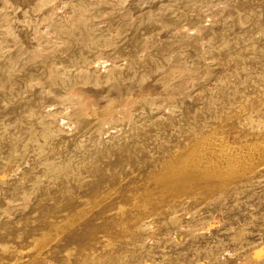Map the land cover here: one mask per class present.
<instances>
[{
  "label": "bare ground",
  "instance_id": "1",
  "mask_svg": "<svg viewBox=\"0 0 264 264\" xmlns=\"http://www.w3.org/2000/svg\"><path fill=\"white\" fill-rule=\"evenodd\" d=\"M94 1L95 0H77L76 7L84 10L83 12L86 15L90 9V4ZM126 1L128 0H123V3H125ZM142 1H144L143 4H145V2L148 3V1L152 3L153 8L152 7L151 8L154 9L153 14L155 18L154 25L158 28V30L160 29L161 32H167V33L172 32L173 34L174 33L179 34L184 31L189 32L190 29H186L184 27L178 26L177 23L182 20L189 21V22L196 21L202 14L201 13V9L203 8L202 6L203 5L205 6V3H209L212 0H184V1L182 0H142ZM59 2L60 0H0V10L4 11L5 20L8 21L9 24L11 25L10 31H12V29L14 31V28L16 30V27L19 26L23 30L25 29L27 34H30L31 36L32 35L31 33L33 31V27L31 24V19L33 18L32 17L33 7H36V8H41L42 6L52 7ZM229 4H232V2L231 3L229 2ZM145 8L146 7H144V9ZM109 9H110V6H109ZM140 10H141V7H140ZM145 10H142L141 13L143 11L145 12ZM214 10L216 9L214 8ZM259 10L262 14L261 19H259L260 18L259 17L258 19L254 18L255 20H253L252 18L253 21L248 20V19L246 20L245 18L240 20L239 25H241L242 27H244L243 25H245V23L250 21V28L248 27L247 29L243 31V33L238 34L239 36L233 33L229 35H224L223 33L219 32V34H217L214 38L216 40L215 43L212 41L214 43L212 44V46L213 45L217 46L220 43L227 44L234 37L236 38L237 36L246 45L240 47V50L235 53L236 56L234 54L235 57L231 56V54H229L230 56L220 55L217 57V59H219L220 63L223 66L221 67L224 68V70L222 71L220 70V67L218 66V69L221 72H223V74L219 76L218 86H223L225 84H228L229 82H231L232 79L235 81V83L232 85L231 88L227 89L228 95L225 93L226 96L224 98L218 97L217 99L212 101L209 105L205 104L201 106L204 100L201 97H198L199 95L195 93L197 91H195V88L193 89L191 87L193 86L191 84L195 83L194 78L197 77V75L200 73L202 68L205 66L204 57L209 56L207 54H210L212 51L208 50L207 46H209V44L205 46L207 47V50L202 49V48L201 50L198 46L192 43L193 40L191 41L189 40L190 41L189 43H185V42L183 43L181 41H180L181 43H179V42L172 41L174 43L169 44L165 50L162 49V50L154 52L150 60L147 61V63L148 62L149 63L147 64L146 68L143 69L144 75L145 73L147 74L146 75L147 82L152 80L153 77L159 76L160 74H162V76L160 77L161 80L168 79V82H165L167 85H165V88L159 93H154V89H155L154 87H148L146 90L142 88L136 91L128 85L129 83H131V81L128 84H126L125 81H118L122 78L121 76H125V77L127 75L131 76V74L133 75L134 73L137 72V70L141 66L142 54L140 53L144 49L143 50L135 49L134 50L135 52L132 53L130 57L128 58L127 63L125 64L124 68L120 69V66L123 67L124 63L118 64L116 62L117 68L111 70L112 73L106 77L100 76L99 69H98L99 67V68H102L103 70V67L106 66L105 65L106 63L104 64V62H100L99 60H94V61L90 60L91 58L88 60V62H85L86 60L84 61V59H82L84 66L79 67V68L76 67L79 69L78 73H80L81 71H85V74H86L88 70H92L96 74H94L93 72H92L93 74L90 73L91 71L87 72V73H90L88 77L85 76L88 80L87 84L84 83L85 85H81V87L75 86V89L72 88L71 90H68V91L65 90L66 98L65 97L63 98H65L66 100L64 101L69 102L67 103V105L75 106L72 109L76 108L77 110L75 112L76 118L73 117L74 120L71 121L73 124H75V129L73 131H71V122L68 120L69 122H65L66 124H64L61 118H57L58 115L57 117L54 116L55 110L52 109L51 106L46 103V100L42 98V96L40 97V95L37 96L35 94L36 96L32 97L31 100H28L29 101L28 104L24 105V107H22L18 113V116L23 118V121L18 130L22 134H24L28 128H32V130H34L33 133L31 132L33 134L32 139L36 140V139L41 138L40 141L41 140L44 141L43 145H40V142H38V140L36 141V143L37 142L39 143L37 145L43 146V151H41L42 152L41 155L44 154L45 156L44 157L40 156V159L45 158L47 155L46 160L47 161L50 160V163L52 162L51 164L54 163L57 168V171L55 170L56 173L54 174H53L54 171L48 173L49 176L45 175V177L46 176L47 177H46V183L44 185L42 184L36 185L34 183L35 184L34 187L33 185L27 184L28 185L27 187H23L21 189H18V188L9 189V184L14 178H10L11 181L10 180L7 181V179L11 177L9 176L10 175L9 173L13 172V175L16 176V174H14L16 173L14 172L15 167L13 165L12 166L14 168L11 167L8 163H5L6 165L3 164L4 166L1 167L0 169V264H75V262L71 261V258L74 255L75 256L77 255L79 257L78 264H118L116 262V259L122 253L126 252L127 249L130 247H128L127 249L125 248V249H120V250H117L116 248H114L115 242L118 239L116 226L119 222L123 220H127V217H131L132 223L136 224L139 230H142L144 233H150V231L152 233L153 231L152 226L158 221V219L163 214H165L164 213L165 208L169 204H172V203L174 204V202L177 203L180 199L185 197L188 192L191 193V197L194 194L195 196L198 195L202 199H205V200L217 193L218 194L222 193L232 198V197L237 196L241 192V189H243V186L245 187L251 186V185L256 184L259 179L261 178L264 179V136L261 135V137L263 138L258 137L259 134L264 130V65H262L263 64L262 59L264 56L263 55L264 54V36L262 35V37L257 38V36H259L258 35L259 33L257 32L256 34L252 32V28H253L255 30H260L261 33L263 32L264 34V16H263L264 7H260ZM134 12L137 13V11H134ZM231 12H235V10L234 11L230 10L229 14H231ZM17 13L18 14L20 13V15L25 20L23 24L18 23L22 21H18V19L21 17L17 18L18 16ZM136 13L134 14L136 15ZM255 13L254 15L253 14L251 15L256 17L258 14L255 15ZM216 14L218 13L216 12ZM81 16H83V14ZM133 16L134 15L132 14V17ZM148 17H150V15ZM152 18L153 17L149 18V20ZM212 18L213 17H211V19ZM89 20L86 17V19L83 22H81L80 26L88 30L90 27ZM210 23L208 24L210 25ZM208 24H205V26ZM223 25H226V24H224L223 22ZM223 28H221L220 30L223 31ZM240 28L241 27H239V29ZM208 29L209 28L207 26V30ZM204 31H199V32H204ZM188 34H191V35L193 34V36H195L194 34H198V33H193L191 31ZM212 35H213V32H212ZM159 36H162V35L159 34ZM148 38H149V33L143 32L141 33V35L138 34L137 36H135L133 41L136 45L143 46V45H146V41ZM194 39L196 38L194 37ZM10 41L12 42V40ZM197 41L198 39L195 42L197 43ZM32 44L34 43H31V45ZM97 45H98L97 41L93 43L92 46L94 50L96 49ZM222 45H225V44H222ZM222 45L220 47H224ZM236 45L238 44L236 43ZM157 48L158 46L156 47V50ZM32 49H33V46H32ZM220 52H223V51H220ZM217 55L219 54L217 53ZM261 55H263L262 59H257V57ZM106 58L108 60V57ZM121 62L123 61L121 60ZM154 63H156L158 67L157 69L155 67L156 71H154L153 73L151 72L152 70L150 71V69ZM5 67H6V63L3 62V58L0 55V68L5 69ZM92 67L93 69H91ZM215 67L216 66H214L213 69H215ZM106 70L107 69H105L104 72H106ZM252 71H255L256 73L254 74L252 73ZM138 72L140 74V71ZM101 73H103V71ZM52 74L50 73V75ZM208 74H211V73L208 72ZM93 75H95L96 77V78L94 77L95 80L93 78ZM212 75H213V72H212ZM67 76H70V75H67ZM214 76H218V75L214 73ZM46 77L50 78V76H46ZM213 77L208 76V81L210 78H213ZM106 79L108 81H106ZM134 79L132 78V80ZM202 80L203 79H201V81ZM178 81L182 83L181 86L176 84V82ZM32 82H34V80H31L29 83L31 84ZM40 82H43V81H39V83L37 81L36 83L37 86H39L38 84H40ZM54 83L56 84V82ZM199 83H202V82L197 81V83H195L194 84L195 86L193 87H196L198 89L200 85L197 86V84ZM138 84H135V85L137 86ZM31 85L33 86L34 84L32 83ZM50 86L51 85H49V87ZM183 86H186V87H183ZM27 87H30V86L29 85L27 86L26 84L22 85L24 92L28 91L29 88ZM204 88L208 89L210 87H204ZM211 89H208V90L211 91ZM47 90L48 89H46L45 91L47 92ZM54 91H55V94H57L59 92V89H57L56 87V90ZM0 92L2 94H10L9 81H4V83H0ZM186 92L187 94H185ZM212 92L213 91H211V93ZM200 94L202 95L201 92ZM144 95L154 96L155 104L152 107H143L142 105L143 103L140 100H141V97H144ZM160 96L167 97L166 99L168 100V102L171 99H174L175 97H176L175 99H177V96H180V99L184 98L187 100L188 99L192 100V105L182 106L178 110H174L170 108L168 104H166L165 106L158 105L157 101L158 99H160ZM60 97L62 99V96ZM215 98H216V95H215ZM50 99L51 98L49 97V100ZM51 100L54 101V99H51ZM56 101H55V104H56ZM144 101H148V100L146 99ZM65 102H63V104ZM59 107H60L59 109L61 110L64 108V106L63 108L61 106ZM53 108L56 109L55 106ZM69 108L71 107L67 106L66 109H69ZM66 112L68 113V111ZM56 114H59V113H56ZM36 116H38L39 122L37 120L35 121L33 120V117H36ZM64 116H65L64 119H66L67 118L66 115ZM19 119L21 120V118ZM160 119L161 120L163 119V122L159 123V121H161ZM16 122L18 121L16 120ZM156 124H159V126L155 128L154 130H151V127L155 126ZM96 126H98L99 128H97ZM116 126H119V128L116 129ZM43 127H44V130H43L44 132L41 131ZM95 127H96L95 130L97 129L99 130L100 128H102L100 132L98 131L99 134L94 133L93 128ZM15 129L17 130L16 127ZM4 130H5V127H4ZM28 131L30 132V129ZM31 133H29V135ZM6 134L7 132L5 131L1 133L0 140L4 139V136ZM21 139L19 137L18 140H21ZM32 141L34 142V140H31L30 142ZM13 142L14 140L12 141V143ZM15 142H17V140H15ZM20 142L21 141H19V143ZM19 143H16V144H19ZM25 143L27 144V142ZM32 143H30V145ZM25 147H22V148H25ZM34 150L37 151V148H35ZM39 152H38V155H39ZM24 155L26 156L25 153ZM28 155L30 156V154ZM28 155L25 158H28ZM31 156L33 157V155ZM37 157L33 159L35 160L34 162H36V160L38 159ZM7 158H8V155H7ZM21 160L22 159H20V161ZM41 161L42 160H40V162ZM32 162L33 161H31V164ZM50 163L49 165H51ZM41 164L44 165L43 163H40V165ZM46 164H48V162H46L45 165ZM34 165L36 167V163ZM43 167L44 166H42V169ZM33 168L34 167H32L31 170H33ZM39 168L37 169L39 170ZM44 168H46V166ZM46 169H47L46 172H48V169H49L48 166ZM54 169L55 168H52L51 170H54ZM33 171H31V173ZM33 176H34V173H33ZM40 179H43V178L41 177ZM21 180L22 179H17V182H20L22 184ZM35 181L38 182L39 180L38 181L35 180ZM42 181L43 180H41V182ZM218 202H220V200ZM194 203L196 204V202H193V203L190 202L189 207L191 204L194 205ZM181 205H183V203ZM22 206L23 207L31 206L35 210V215H33L34 216L33 222H35V224L32 223V221H29V222H26L25 224L23 223L21 226L18 221L15 222L16 220L12 218L13 211L17 209L18 207H22ZM175 209H173L172 211H174ZM169 210H171V208ZM192 212L194 213V211ZM184 213L186 214V212ZM193 213L191 214L193 215ZM171 214L173 213L171 212ZM186 215H185V219H188V217H190L189 216L190 214L187 215V218H186ZM196 215L194 216L196 217ZM198 218L200 217L197 216V219ZM154 219H157V221ZM189 219H191V217ZM161 220L163 221L162 217H161ZM188 221H191V220H188ZM209 222H213V219H211V221L209 220ZM19 225L22 227V229L20 228ZM209 225L210 223L208 224V227H210ZM200 227L202 228L203 226H200ZM174 230L173 232L169 231V234L171 233L170 239L179 240L177 233H175L176 231L174 232ZM196 230H198V232L203 231V230L199 231V228L195 229V232ZM206 231H207L206 235H208V229ZM241 233L244 234L245 232L244 233L240 232V237H241ZM249 233L251 234V232ZM254 234H257V233L255 232ZM135 235L137 236V234ZM198 235L199 237H202L200 236L199 233ZM258 235H260V233ZM244 236L245 235H243V237ZM190 237L193 238V236H190ZM159 238L160 237H158V239ZM240 239H243V238H239V240ZM233 240L235 239L233 238ZM240 241H237V243ZM145 242L146 244H149L147 243V241ZM175 242L176 244H178L177 241ZM142 247H143V244H142ZM142 247H140L137 250H140ZM221 253H222L221 255L225 257L228 256L227 254H224L225 252H223L222 250H221ZM48 254L49 256L51 255V258L53 261H49L48 258H46ZM164 256L165 255H160V258H163ZM225 257L223 258L224 260H225ZM233 257L235 258V256ZM157 258L159 257H156V259ZM219 258L217 257V259ZM214 259H216V257H214L213 261H211V263L209 264H219L218 260L216 259L217 261H215ZM191 260L187 262L185 261L181 262L180 264H190L192 262ZM261 261H264V247H259L255 249L253 252H251V254H248V256L246 257V261L244 262L246 264H258ZM230 262H228V264ZM225 263L227 262L225 261ZM195 264H208V263L206 260L203 259V260H200V262L195 263Z\"/></svg>",
  "mask_w": 264,
  "mask_h": 264
},
{
  "label": "rangeland",
  "instance_id": "2",
  "mask_svg": "<svg viewBox=\"0 0 264 264\" xmlns=\"http://www.w3.org/2000/svg\"><path fill=\"white\" fill-rule=\"evenodd\" d=\"M76 1L77 0H68V1L67 0H60V2H59L60 4L57 3L56 5H54L52 7H49V6H42L41 8L33 7V12H32V17L33 18L31 19V24H32V27H33V31L31 33L32 37L30 36V34H27L25 29L23 30L19 26H17L18 28L16 27V30L14 28L15 32L13 31V29H12V31H10L11 25L9 24L8 21L5 20L4 11L0 10V18H1L0 19V55L3 58V62L6 63L5 69L0 68V83H4V81H9V84H10V94H2L0 92V124L3 122L2 124L4 125V126L2 124L0 125V134L3 133L4 131L7 132V134L4 136V139H1L2 142L0 140V156H1L0 157V169H1V167L4 166L3 164H5V163H8L11 167H13V166L15 167L14 172H16V173H14V174H16V176L13 175V172H12V173H9L10 174L9 176H11V177H9V178L7 177L8 178L7 181L10 180V178H14L12 181L10 180L11 183L9 184V189H17V188L21 189L23 187H27L28 186L27 184L33 185V187L35 186V184L36 185H38V184L44 185L46 183V177L49 176L48 173L53 172V171H54L53 174L56 173L55 170L57 171V168H56L54 163L53 164H51L52 162L50 163V160H48V161L46 160L47 155H46L45 158L40 159V156L44 157L45 155L44 154L41 155V153H42L41 151H43V146H39L37 144H39L38 142H40V145H43L44 141L41 140V141H43V142H41L40 141L41 138L40 139H36V140L32 139V137H33L32 133L34 131V130H32V128H28L24 134H22L18 130L20 128V125H21L22 121H23V118L19 117L18 113H19L20 109L22 107H24V105L28 104V102H29L28 100H31L32 97H34L36 95L37 96L40 95V97L42 96V98H44L46 100V103L48 105H50L52 109L55 110V111L53 110L55 112L54 116L57 117V115H58L57 118H61V120H62V122L64 124H66L65 122H69V121L71 122L72 120H74L73 117H75V112L77 110H76V108L72 109L75 106L67 105V103H69V102H65L64 101V100H66L65 99L66 98L65 92L68 91V90H71L72 88L75 89V86L76 87H81V85L87 84L88 80H87L86 77H88L90 75V73H92V72L94 74H96L92 70H88L87 72H90V71L91 72L90 73L86 72V74H85V71H81L80 73H78L79 72L78 68L84 66V63L82 62L83 61L82 59H84V61L86 60L85 62H88V60L91 58L90 60H93V61L94 60H99L100 62H104V64L106 63L105 64L106 66L103 67V70H102V68L98 67L100 76L106 77V76H109L112 73L111 70L117 68V63L118 64L119 63H124L123 67L120 66V69L124 68L125 64L127 63L128 58L130 57V55L132 53L135 52L134 51L135 49L136 50L137 49L138 50L139 49L140 50L144 49L142 52H144L145 54L142 53V52L140 53V54H142L141 66L139 68L140 70L139 69L137 70V72H136L137 74L134 73L133 75L132 74H131V76L127 75L126 77L125 76H121L122 78L120 80H118V81H125L126 84H128L131 81V83H129L128 85L131 88H133L134 90H136V91L138 89H142V88L144 90H146L148 87H154L155 88L154 89V93H159L165 88V85H167L165 82H168V79L161 80L160 77L162 76V74H160L159 76L153 77L152 80L147 82V80H146V75L147 74L145 73V75H144V71H143V69H145L147 64L149 63V62L147 63V61L150 60V58H151V56L153 55L154 52L162 50V49L165 50L166 47L169 44H172L174 42L189 43L191 40H193L192 43L195 44L196 46H198L200 49L202 48V49L207 50V47H208V50L212 51L210 54H207L209 56L206 55L207 57H204L205 66L202 68V70L197 75V77L194 78V82L195 83H197V81L202 82V83L197 84V86L200 85V87L197 89L196 87H193V86H195L194 85L195 83L191 84V85H193L191 87L193 89L195 88V91H197L195 93H197L199 95L198 97H201L204 100V102H202L201 106H203L205 104L209 105L212 101H214L218 97L219 98H221V97L224 98L226 96L225 93L228 95L227 89L231 88L232 85L235 83V81L232 79L231 82H229L228 84H225L223 86H218L219 76L223 74V72H221L220 70L223 71L224 68H222L223 66L220 63L219 59H217V57L220 56V55L221 56L222 55L223 56L224 55L230 56L229 54H231V56H234V54L240 50V47L246 45L237 36H239L238 34L243 33V31L245 29H247L248 27L250 28V21L245 23V25H243L244 27H242L241 25H239L240 24V20L244 19V18L246 20L247 19L248 20H252V18H253V20H255L256 18L258 19L259 17H260L259 19H261L262 14H261L259 8L260 7H264V3H263L264 1H262V0H261L262 2L260 0H258V1L257 0H249V1L248 0H244V1L243 0H220L221 2L218 1V0H212L213 2L210 1L209 2L210 4L209 3H205V6L204 5L202 6L203 7L201 9L202 17L200 15V17L196 21L189 22V21L182 20V21H179L177 23L178 26L184 27L186 29H190L189 32L192 31L193 33H198V34H194L195 36H193V34L192 35L188 34L189 33L188 31H184V32L179 33V34L178 33L177 34L176 33L173 34L172 32L167 33V32H161L160 29L158 30V28L154 25V21H155L154 14H153V10L154 9H152L153 7H152V3L150 1H148L149 4L147 2H145V4H143L144 1H142V0H134V1L133 0H128L125 3H123V0H121V1L120 0H107V1L106 0H95L94 2H92L90 4V9H89V11H88V13L86 15L83 12L84 10L79 9V8L76 7V4H77ZM182 1H184V0H182ZM255 1H257V2H255ZM115 2L117 4L119 2V4L117 5ZM229 2L230 3L232 2V4H229ZM109 3H110V5H109ZM112 3H114L116 5H114ZM227 4H228V6H227ZM138 5H139V7H138ZM148 5H150V6H148ZM229 5H230V7H229ZM109 6H110V9H109ZM118 6H119V8H118ZM225 6H226V8L228 7L227 10H226ZM140 7H141V10H140ZM144 7H146L145 8L146 10L144 9ZM252 7H254V8H252ZM52 8H54V9H52ZM133 8H134V10H133ZM214 8L216 10H214ZM50 9H52V10H50ZM123 9H125V10H123ZM128 9H129V11H128ZM149 9H151L152 11L149 10ZM256 9H258V10H256ZM132 10H133V12H132ZM142 10H145V12L143 11L141 13ZM204 10H206V11H204ZM230 10L231 11L235 10L236 13L235 12H231V14H229ZM134 11H137V13L134 12ZM223 11H225L226 13L223 12ZM227 11H228V13H227ZM216 12L218 14H216ZM89 13H91V14H89ZM134 13H136V15ZM209 13L211 14V16H210ZM254 13H255V15H257V14L258 15L260 14V15L259 16L257 15L256 17L252 16L251 14L254 15ZM82 14H83V16H81ZM132 14L134 15L133 17H132ZM148 14L150 15V17H148L149 16ZM18 17H21V18L18 19V21H22V22H18V23L19 24H23V22L25 20L20 15V13L18 14L17 18ZM86 17L88 18V20L90 19L89 20V26L90 27H89L88 30H86V29H84L83 27L80 26L81 22H83L86 19ZM151 17H153V18L149 20V18H151ZM211 17H213V18L211 19ZM204 18H205L206 21L204 20ZM215 19H217V20H215ZM233 19H234V21H233ZM59 20H61V21H59ZM223 22L226 25H223ZM208 23H210V25ZM234 23L238 27V29H239V27H241L239 29L240 32L238 31V29L234 25ZM194 24H196V25H194ZM205 24H208V25L205 26ZM202 25H203L204 29H203ZM197 26L200 27L201 29L198 28ZM207 26L209 28L208 30H207ZM223 26H224V28H223ZM212 28H214V29H212ZM221 28H223V31L220 30ZM193 29H194V31H193ZM226 29H227L228 33H227ZM137 30H138V32H137ZM145 30H147V31H145ZM196 30L197 31L198 30L199 31H204L205 30V31L204 32H199V31L197 32ZM208 31L209 32L211 31L210 34H209ZM259 31L260 30H255V29L252 28V32L253 33H256V34H257V32L259 33L258 34L259 36H257V38L258 37H262V35L264 36L263 32L261 33V31L260 32ZM25 32H26V34H25ZM143 32L144 33L145 32L149 33V38L146 41V45H143V46L136 45L134 43V41H133L135 36H137L138 34L141 35V33H143ZM212 32H213V35H212ZM219 32L223 33L224 35H229V34L233 33V34H236L237 36H236V38L234 37L229 43H227L228 45L226 43H220L217 46L213 45L215 47L214 48L212 46V44L215 43L216 40L214 38H215V36L217 34H219ZM3 34H5V35H3ZM125 34H126V36H125ZM159 34L162 35V36H159ZM184 34H185V36H184ZM196 35H198L199 38ZM203 35H205V36H203ZM133 36H134V38H133ZM209 36H210V38H209ZM2 37H4V38H2ZM6 37H8V38H6ZM194 37L196 39H194ZM176 38H178V39H176ZM202 38H204V39H202ZM27 39H29V40H27ZM197 39H198V41L196 43L195 41ZM7 40H8V42H7ZM10 40H12V42ZM9 41H10V43H9ZM96 41H97L98 45H97L96 49L94 50L92 45ZM172 41H174V42H172ZM30 42L34 43V44L31 45ZM235 42L238 45H236ZM154 43H156V44H154ZM208 44H209V46H207ZM222 44H225L227 46V48H226L225 45H222ZM229 44H230L231 47L229 46ZM156 45L158 46L157 50H156V47H157ZM221 45L224 46V47H220ZM32 46H33V49H32ZM205 46H207V47H205ZM24 47H26V48H24ZM12 48H14V49H12ZM30 48H31V50H30ZM147 48H149L150 50L147 49ZM220 48H221V50H220ZM65 49H67V50H65ZM88 49H89L90 52L88 51ZM215 50H216V52H215ZM220 51H223V52H220ZM44 52H46V53H44ZM225 52H227V53H225ZM217 53L219 55H217ZM58 55H60V56H58ZM116 55H117V57H116ZM149 55H150V57H149ZM263 55L257 57V59H262ZM37 56H39V57H37ZM235 56H236V54H235ZM95 57L98 58V59H96ZM106 57H108V60L109 59L110 60L108 61ZM210 57H212V58H210ZM120 59L123 62H121ZM262 61H263L262 65H264V56H263ZM81 64H83V65H81ZM109 65H111V66H109ZM107 66H108V68H107ZM214 66H216L215 69H213ZM218 66L220 67V70L218 69ZM55 67H56V69H55ZM76 67H78V68H76ZM110 67H111V69H110ZM155 67H156V69L158 67V65L156 63H154L152 65L150 71L152 70L151 72L154 73V71H156ZM95 68H97V67H95ZM91 69H93V67ZM105 69H107L106 72H108V73L104 72ZM205 69H207V70H205ZM214 70L215 71L217 70V71L215 72ZM102 71H103V73H101ZM138 71H140L141 75L139 74ZM70 72H71V74H70ZM74 72H75V74H74ZM208 72H210L211 74H208ZM212 72H213V75H212ZM50 73L51 74L53 73V74L50 75ZM66 73H68V74H66ZM214 73L217 74L218 76H214ZM252 73L255 74L256 72L252 71ZM67 75H70V76H67ZM71 75L72 76L74 75L75 77L74 76L72 77ZM46 76H50V78L46 77ZM208 76H210V77L214 76V77L210 78L209 81H208ZM94 77H95V75H93V78ZM69 78H70V80H69ZM95 78H94V80H95ZM132 78L133 79L135 78V79L132 80ZM201 79H203V80L201 81ZM204 79L205 80L207 79V80L205 81ZM31 80H34V82H32L34 84L33 86L31 85L32 83L31 84L29 83ZM35 80H36V82H35ZM37 81H38V83H39V81H43V82H40L41 85L38 84L39 86H37V84H36ZM106 81H108V80L106 79ZM54 82H56V84ZM115 83H117V82H115ZM132 83H133V85H132ZM24 84H26L27 86L28 85L30 86V87H27V88H29L27 92L23 91L22 85H24ZM135 84H138V85L136 86ZM176 84L179 85V86L182 85V83L180 81L176 82ZM49 85H51V86L49 87ZM55 86L57 87V89H59L60 93L58 92L57 94H55V91H54V90H56ZM65 87H67V88H65ZM183 87H186V86H183ZM204 87H210L208 89L212 88L211 91H213V92L211 93L210 90H208L207 88H204ZM43 89H44V91H43ZM46 89H48L47 92L45 91ZM49 89H50V91H49ZM39 90H41L42 92L39 91ZM207 91H209V92H207ZM38 92H40V93H38ZM200 92L202 93V95L200 94ZM185 94H187V92ZM51 95L52 96L55 95V96L52 97ZM212 95H213V97H212ZM215 95H216V98H215ZM60 96H62L63 100L61 99ZM46 97H47V99H46ZM49 97L51 99H54V101L51 100V99L49 100ZM63 97H65V98H63ZM166 98L167 97L160 96V99H158V101H157L158 105L165 106L166 104H168L169 107L174 109V110H178L182 106H190V105H192V100H190V99L187 100V99H184V98L180 99V96H177V99H175L176 97L174 99H171L169 102H168V100ZM146 99L148 101H150V102L144 101ZM154 99L155 98L152 95H144V97H141L140 101L143 103L142 104L143 107H152L155 104L154 103L155 102ZM58 100H59V102H58ZM55 101H56V104H55ZM63 102H65V103L63 104ZM2 103H4V104H2ZM61 103H62V105H61ZM54 106L56 107L57 110L55 108H53ZM59 106H61L62 108L64 106V108L62 109L63 111L61 109H59L60 108ZM67 106L71 107V108L66 109ZM176 106H177V108H176ZM64 109L66 111H68V113ZM60 112H61V114H60ZM62 112L64 113V115H66V117H67L66 119H64L65 116L63 115ZM56 113H59V114H56ZM36 117H37V119H36ZM36 117H33L34 121L35 120H37V121L39 120L38 116H36ZM19 118H21V120ZM16 120L18 122H16ZM161 122H163V119L161 121H159V123H161ZM10 124H11V126H10ZM72 124L73 123L71 122V131H73L75 129V124H73V125ZM2 126H3V128H2ZM14 126L17 128V130L15 129ZM158 126H159V124H156L155 126H152L151 130H154ZM4 127H5V130H4ZM96 127L99 128L98 126H96ZM96 127L93 128L94 133H98L99 134V132L101 131L102 128H100L99 130L98 129L95 130ZM118 128H119V126H116V129H118ZM29 129H30V132L28 131ZM43 130H44V127H43V129L41 131L44 132ZM95 131H97V132H95ZM28 132L29 133L32 132L31 133L32 135L31 134L29 135ZM261 133L258 136L259 138H263V137H261V135L264 136V130ZM25 135H26V137H25ZM29 136H30V138H29ZM7 137H9V138H7ZM16 137H17V139H16ZM19 137H20V139L21 138L22 139L18 140ZM23 138H25V139H23ZM26 138H28V139H26ZM13 140H14V142L12 143ZM15 140H17V142H15ZM22 140H24V141H22ZM31 140H34V142L33 141H32L33 143L30 142ZM37 140H38V142L36 143ZM19 141H21L20 142L21 145H20ZM28 141L30 143H32L31 144L32 146L30 145V143ZM25 142H27V144ZM16 143H19V144H16ZM22 143L23 144L25 143V144L23 145ZM33 145H34V147H33ZM36 145L39 146V147H37ZM25 146L28 147V148H26ZM22 147H25V148H22ZM35 148H37L38 152L40 151L39 155H38V152L36 150H34ZM21 149H22V151H21ZM24 153L26 154V156L24 155ZM28 154H30V156ZM7 155H8V158H7ZM9 155H10L11 158L9 157ZM27 155H28V158H25V157H27ZM31 155H33V157ZM22 157L25 158V159H23ZM29 157H31V158H29ZM36 157L38 159L42 160V161L40 162V160L37 159L38 161L36 160V162H34L35 160H33V159H35ZM19 158L22 159V160L20 161ZM44 160H45V162H44ZM31 161H33L32 164H31ZM39 162L43 163L44 165H42V164L40 165ZM46 162H48V164L45 165ZM35 163H36V167L34 165ZM49 163L51 165H49ZM64 165H65V163H64ZM39 166H40V168H39ZM42 166H44V167L46 166V168L48 166L50 171L48 169V172H46L47 169L43 167V169H44L43 170ZM50 166H51V168H50ZM32 167H34L33 170L35 169L34 170L35 172L33 170H31ZM37 168H39V170ZM52 168H55V169L51 170ZM31 171H33V172L31 173ZM33 173H34V176H33ZM27 175H28V177H27ZM45 175H47V176L45 177ZM41 177L43 179H40ZM17 179H22L21 180L22 184L20 182H17ZM35 180H37V181L39 180L40 183H39V181L36 182ZM41 180H43V181L41 182ZM187 194L185 196L186 198L183 197L182 199H180L183 202L179 200L177 203L174 202V204L173 203L169 204L170 206L168 205L165 208V212H164L165 214H163L161 216L163 221L161 220V217L158 219V221H157V219H154L157 222L156 223L154 222L155 224L152 226V228H153L152 229L153 230L152 233H151V231H150V233H144L142 230H139L137 225L132 223L131 217H127V220H123V221L119 222L117 224V226H116L118 239L115 242L114 248H116L117 250L125 249V248L127 249L128 247H130V248H128L126 252L122 253L116 259V262L118 264H120V263L121 264H146V263L147 264H160V263L161 264H173V263L174 264H180L181 262H184V261L187 262V261L192 259L191 260L192 262L190 264H195V263L200 262V260L204 259L209 264V263H211V261H213L214 257H216V259H217V257L219 258V256L222 254L221 253V250H222L223 252H225L224 254H227L228 256L225 257V256L221 255L222 257L220 256V258L217 259L219 264H222L223 261H224L223 264H228V262H230V261H232V262H230L229 264H231V263L232 264H246L244 261H246V257L248 256V254H251V252H253L255 249H257L259 247H264V232H263L264 231V201H263L264 200V179H262V178L259 179L258 182L256 184H254V185L246 186V187L243 186V189H241V192L237 196L232 197V198L227 196V195H225V194H222V193L218 194L217 193V194L207 198L206 199L207 201H206L205 199H202L198 195L195 196L193 194L192 197L194 196L196 198H194V197L192 198L191 197V193L188 194L189 196ZM217 199H219L220 202H218L219 200H217ZM223 200H225V201H223ZM190 202H192V203L196 202V204L195 203H194V205L191 204L192 206L190 205V207H189V203ZM182 203H183V205H181ZM185 204H187L188 206L185 205ZM208 204H209V206H208ZM220 204H221V206H220ZM195 205H197V206H195ZM170 208H171V210H169ZM172 208L173 209L176 208L174 210L175 213H174V211H172L173 210ZM193 209H195V210H193ZM33 210L34 209L31 206H29V207H25V206L24 207L23 206L22 207H18L17 209H15L13 211L12 218L14 220H16L15 222L18 221L21 226H22L23 223L25 224L26 222H29V221H32V223L35 224V222H33L34 221V216L33 215H35V210L34 211ZM187 210L190 211V212H188ZM169 211H171L174 215L171 214V212H169ZM192 211H194V213ZM260 211H261V213H260ZM184 212H186L187 215L190 214L189 216L191 217V219H189L190 217H188V219H185V215L186 214ZM220 212H222V213H220ZM191 213H193V215ZM175 214H177V215H175ZM187 215H186V218H187ZM194 215H196V217ZM173 216L174 217L176 216L178 218L175 217L176 218L175 219ZM192 216H194V217H192ZM197 216L200 217V218L197 219ZM211 219H213V222H209V220L211 221ZM188 220H191V221H188ZM161 221L164 223V225H163V223ZM208 222L210 223V225H209L210 227H208V224H209ZM243 222H244V224H243ZM21 226H20V228L22 229ZM200 226H203V227L201 228ZM131 228H132V230H131ZM160 228H161V230H160ZM164 228H166V229H164ZM198 228H199V231L203 230L205 232H203V231L198 232V230H196V232H197L196 233L195 229H198ZM154 229H155V231H154ZM207 229H208V235H206L207 234V231H206ZM168 230L170 232H173V230H174V232L176 231L175 233H177V236H178L179 240L170 239V234L171 233L169 234ZM241 230H243V231H241ZM230 231H232V232H230ZM248 231L251 232V234L252 233L253 234L251 235ZM240 232H243V233L245 232V233L244 234L241 233V237H240ZM255 232L257 234H254ZM198 233L204 239L202 237H199ZM259 233H260V235H258ZM133 234L134 235L137 234V236L136 235L134 236ZM158 234H159V236H158ZM165 235H166V237H165ZM243 235H245L244 236L245 238L243 237ZM190 236H193V238H191ZM158 237H160V238L158 239ZM238 237L239 238H243V239H240L241 240L240 241ZM136 238H137V240H136ZM140 238H142L143 240L140 239ZM145 238H146V240H145ZM233 238L235 240H233ZM145 241H147V243H149L151 245L146 244ZM148 241H150L152 243H150ZM175 241H177L178 244H176ZM237 241H240V242L237 243ZM232 242H234V243H232ZM142 244H143V247H142ZM131 246L132 247L134 246L133 247L134 249ZM140 247H142L141 248L142 251H141V249L137 250ZM238 247H240V248H238ZM128 252H129V254H128ZM229 254H230V256H229ZM246 254H247V256H246ZM160 255H165V256L163 258H160ZM231 255H232V257H231ZM233 256H235V258ZM156 257H159V258L156 259ZM224 257H225V260L223 259ZM46 258H48L49 261H53L52 258H51V255L49 256V254L46 256ZM216 259H214V260L217 261ZM153 260H154V262H153ZM71 261L75 262V264H78L79 257L77 255L76 256L74 255V256H72ZM225 261L227 263H225ZM258 264H264V261H261Z\"/></svg>",
  "mask_w": 264,
  "mask_h": 264
}]
</instances>
